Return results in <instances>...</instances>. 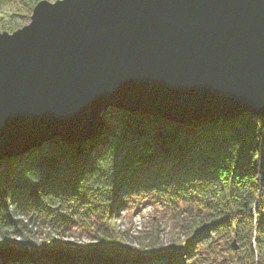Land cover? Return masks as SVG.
<instances>
[{"label": "trees", "instance_id": "trees-1", "mask_svg": "<svg viewBox=\"0 0 264 264\" xmlns=\"http://www.w3.org/2000/svg\"><path fill=\"white\" fill-rule=\"evenodd\" d=\"M24 1L32 11L40 0ZM104 120L89 141L0 158V233L31 249L0 241V264H264V116L174 123L111 108ZM146 205L171 216L167 247L159 220L138 247L115 226ZM76 226L91 243L66 249Z\"/></svg>", "mask_w": 264, "mask_h": 264}, {"label": "water", "instance_id": "water-1", "mask_svg": "<svg viewBox=\"0 0 264 264\" xmlns=\"http://www.w3.org/2000/svg\"><path fill=\"white\" fill-rule=\"evenodd\" d=\"M111 108L264 116V0H41L0 32V158L89 141Z\"/></svg>", "mask_w": 264, "mask_h": 264}, {"label": "rangeland", "instance_id": "rangeland-1", "mask_svg": "<svg viewBox=\"0 0 264 264\" xmlns=\"http://www.w3.org/2000/svg\"><path fill=\"white\" fill-rule=\"evenodd\" d=\"M48 1L55 2L57 0ZM2 11L3 12L0 14V28H3L4 25H7V28L0 29V32L7 31L9 33H13L29 24L33 12L24 0H15L10 6L4 7ZM163 211L164 210H161V208H155L153 205H146L142 207L140 211H125L119 215L117 220H115V226L120 229L121 232L125 231L129 235V239L135 242L134 245L138 247L140 242H138L137 239H140L141 236L149 235L146 233L151 231L154 223L159 220L165 228L159 240L165 245V247H167L174 236L171 234V216L165 218L168 216V212L164 214ZM35 231L37 232L36 237L38 239L41 240L45 236L40 229ZM3 233H0V241H13L15 242L14 246L29 253L31 250L30 248L24 249L23 246L20 247L21 245L19 246L16 244L23 241L20 237L10 238L12 236L9 237V234ZM91 237L92 236L84 229V227L76 226L74 229L70 230L66 236L61 237L62 239H60L59 242L64 245V248L74 250L85 247L87 244L91 243Z\"/></svg>", "mask_w": 264, "mask_h": 264}, {"label": "bare ground", "instance_id": "bare-ground-1", "mask_svg": "<svg viewBox=\"0 0 264 264\" xmlns=\"http://www.w3.org/2000/svg\"><path fill=\"white\" fill-rule=\"evenodd\" d=\"M41 1V0H40ZM149 114V113H148ZM152 115V114H151ZM256 116V115H255Z\"/></svg>", "mask_w": 264, "mask_h": 264}]
</instances>
